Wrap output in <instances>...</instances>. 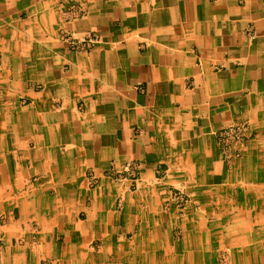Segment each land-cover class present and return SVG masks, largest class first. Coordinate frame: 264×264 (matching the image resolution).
Here are the masks:
<instances>
[{
    "label": "crops",
    "instance_id": "obj_1",
    "mask_svg": "<svg viewBox=\"0 0 264 264\" xmlns=\"http://www.w3.org/2000/svg\"><path fill=\"white\" fill-rule=\"evenodd\" d=\"M64 29L99 42L74 50ZM182 186L200 217L166 262L212 264L226 245L264 264V0H0V264H85L118 241L109 259L129 264L146 229L161 252L176 212L151 208Z\"/></svg>",
    "mask_w": 264,
    "mask_h": 264
},
{
    "label": "rangeland",
    "instance_id": "obj_2",
    "mask_svg": "<svg viewBox=\"0 0 264 264\" xmlns=\"http://www.w3.org/2000/svg\"><path fill=\"white\" fill-rule=\"evenodd\" d=\"M242 154V150H240L239 155H237L236 157H240ZM164 199L161 200V208L157 209V208H151V210H154V213H151L150 216H152V220L153 221H160L162 219V217H171V213L172 211L176 212V216L175 219H172V222L174 223L175 229L172 230V234L169 236V234H161L160 233V238L162 240V246H161V252H156L155 250H153V242L150 240V235L153 236V234L158 233L159 234V230H154V229H146V230H135V231H131L128 235V239L127 242H129L130 246L124 250H126L128 252L129 255H132L131 259H130V263L133 262V259H135L137 256L139 257V259H142L140 261H138V263H134V264H172V262H166L164 259V247H169V248H176L177 251V255L181 256V251L180 249L183 248V246H187L188 241H190V235H188L187 230H186V226H188L187 223L191 221H196L198 219V217H200V209H198L199 213H196L195 215H191L190 213H188V209L190 204L192 203V197H191V192H189V190L182 186V187H168L167 191L164 193ZM207 198L203 199L206 200ZM196 208H199L201 206V199L198 198L196 200ZM119 205V203H118ZM214 206H216V203L213 204ZM121 208V206H119ZM120 208H118L120 210ZM189 214V215H188ZM190 218V219H188ZM193 218V219H192ZM4 217H0V221H4ZM138 221V219H136ZM142 220V219H141ZM209 220H212V217H210ZM209 224V222H208ZM23 230H11V232L13 233L11 235H9V231H8V235L9 238L12 239L14 245L17 242L22 241V239H24L21 236ZM2 235L0 237V242L4 241V236H3V231L0 232ZM34 237L36 235V233L32 234ZM99 241H94L92 243V246H99L100 243H98ZM215 242V240L213 241ZM19 243V244H20ZM116 253L117 256H120V252H121V248L119 246V241H118V246ZM92 250H94L92 248ZM99 250V248L97 249ZM102 250V248L100 249V251ZM217 251V250H216ZM107 254L103 255V256H98V258L96 260H92L91 262H85V264H127V263H121L120 262V258H118V260H111L110 261V257L113 254L115 256V254L112 251H108L106 252ZM99 254H102L101 252H99ZM124 254H126L124 252ZM123 254V255H124ZM115 256V257H117ZM231 256V249L230 247L224 245L221 248H219L218 253L215 254L214 260H216L217 262H214L212 264H233V261L230 259ZM137 259V258H136ZM125 262L127 259H123ZM122 261V260H121ZM129 263V264H130ZM11 264H53V261H45L42 260L39 263L36 262H27V261H22L18 262V261H14V257H13V261ZM66 264V263H65ZM186 264H190L189 262ZM238 264V262L236 263ZM247 264V263H245ZM251 264H255V263H251Z\"/></svg>",
    "mask_w": 264,
    "mask_h": 264
},
{
    "label": "built area",
    "instance_id": "obj_3",
    "mask_svg": "<svg viewBox=\"0 0 264 264\" xmlns=\"http://www.w3.org/2000/svg\"><path fill=\"white\" fill-rule=\"evenodd\" d=\"M65 12L73 13V17H82L86 15L85 10L79 3H73L67 7ZM59 39L68 44V46L74 50H87L93 47L97 42H99L98 34L94 31H87L82 35L77 34L74 31L62 30ZM248 126L243 124L240 126L230 127L227 133L223 137V142L225 145L229 141H236L238 143H244L247 139ZM240 151L234 153L235 156L239 155ZM133 165L126 164L125 171L132 172Z\"/></svg>",
    "mask_w": 264,
    "mask_h": 264
}]
</instances>
